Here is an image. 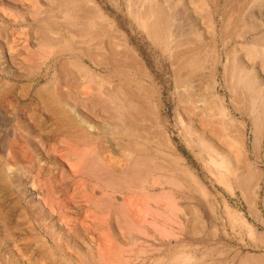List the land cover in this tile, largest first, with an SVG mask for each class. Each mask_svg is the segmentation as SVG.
<instances>
[{"label": "rangeland", "instance_id": "374dc122", "mask_svg": "<svg viewBox=\"0 0 264 264\" xmlns=\"http://www.w3.org/2000/svg\"><path fill=\"white\" fill-rule=\"evenodd\" d=\"M0 264H264V0H0Z\"/></svg>", "mask_w": 264, "mask_h": 264}, {"label": "bare ground", "instance_id": "6f19581e", "mask_svg": "<svg viewBox=\"0 0 264 264\" xmlns=\"http://www.w3.org/2000/svg\"><path fill=\"white\" fill-rule=\"evenodd\" d=\"M202 49V48H201ZM200 49L196 52L198 53V56H200ZM206 61V56L202 55V60ZM204 64V63H203ZM121 133V134H120ZM119 134L123 137H131L128 133L120 132ZM229 142L226 147H223L219 149L217 146H215L212 142L206 141V143L213 148L216 152L220 153L221 155H224L225 158L232 164V166L235 168V171L238 172V169H242L246 171V173H251L250 164L248 162V153L246 150V145L244 144V140L241 137L242 135L237 133V130L233 125H231V129L229 130ZM226 149V151H225ZM253 166V165H252ZM255 167V166H254ZM241 171V170H240ZM236 174V173H235Z\"/></svg>", "mask_w": 264, "mask_h": 264}]
</instances>
